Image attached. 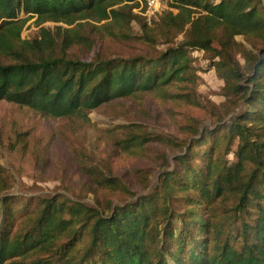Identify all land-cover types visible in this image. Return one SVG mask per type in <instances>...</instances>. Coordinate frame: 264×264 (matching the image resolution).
<instances>
[{
  "label": "trees",
  "instance_id": "obj_1",
  "mask_svg": "<svg viewBox=\"0 0 264 264\" xmlns=\"http://www.w3.org/2000/svg\"><path fill=\"white\" fill-rule=\"evenodd\" d=\"M167 3L148 24L139 0H0V99L53 117H87L152 90L193 104V50L224 98L214 124L185 125L176 166L121 204L18 196L0 184V264H264V1ZM30 19L38 30L23 38ZM96 34L145 51L102 56ZM173 84L180 90L165 89ZM135 130L127 144L141 148L149 136ZM100 184L132 195L110 176Z\"/></svg>",
  "mask_w": 264,
  "mask_h": 264
},
{
  "label": "rangeland",
  "instance_id": "obj_2",
  "mask_svg": "<svg viewBox=\"0 0 264 264\" xmlns=\"http://www.w3.org/2000/svg\"><path fill=\"white\" fill-rule=\"evenodd\" d=\"M162 2L163 10H167V0ZM33 21L30 19L23 27V38L36 34L38 27ZM55 25L44 23L47 27ZM131 26L134 35L139 34L136 21ZM95 36L92 52L102 56L126 57L145 51L135 39ZM236 39L242 40V36ZM191 55L198 76L193 104L168 99L160 91L152 90L101 106L87 117H53L27 105L0 99L2 191L18 196L60 195L87 205L100 201L121 204L148 193L164 171L176 166L175 155L181 152L182 143L191 139L185 125L195 119L203 127L214 124L219 111L223 116L224 106H219L224 100L220 94L222 79L201 50H193ZM165 89L180 90L179 84ZM136 125L149 136L141 148L127 144L130 134L136 132ZM155 135L160 136V141L151 139ZM228 159L233 160V156L229 154ZM104 176L127 186L132 195L113 192L101 185Z\"/></svg>",
  "mask_w": 264,
  "mask_h": 264
},
{
  "label": "built area",
  "instance_id": "obj_3",
  "mask_svg": "<svg viewBox=\"0 0 264 264\" xmlns=\"http://www.w3.org/2000/svg\"><path fill=\"white\" fill-rule=\"evenodd\" d=\"M140 6L134 11L141 12L145 17V20L148 24L152 23V20L163 10L162 0H139ZM144 8L141 11V8Z\"/></svg>",
  "mask_w": 264,
  "mask_h": 264
}]
</instances>
